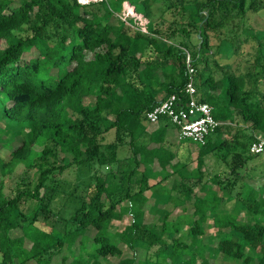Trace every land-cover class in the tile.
<instances>
[{
	"label": "trees",
	"instance_id": "16d2710c",
	"mask_svg": "<svg viewBox=\"0 0 264 264\" xmlns=\"http://www.w3.org/2000/svg\"><path fill=\"white\" fill-rule=\"evenodd\" d=\"M168 1L164 12L171 20L159 31L152 21L159 0H0L1 115L16 124L18 136L0 151V264H98L95 257L112 264H264V153L248 152L264 140V25L254 31L247 23L250 14L264 15V0ZM122 3L146 20L145 32L119 18ZM248 43L250 70L215 79L208 66L211 47L229 50L230 66ZM183 50L194 83L200 79L198 100L220 124L197 145L196 171L178 170L193 185L174 187L178 196L168 199L184 209L194 185L206 197L194 198L189 217L169 222L164 216L157 233L136 214L143 193L154 188L146 183L152 175L145 167L136 169L143 160L161 159V148L141 156L134 133L158 93L161 101L181 91ZM31 51L35 57L22 60ZM110 130L114 140L102 144ZM125 144L131 167L116 172L124 177L111 183L107 172ZM208 157L222 163L217 174L207 172ZM258 160L263 169L252 173L248 163ZM17 166L20 178L5 193L4 179ZM102 167L109 168L103 177ZM64 171L84 178L67 193ZM60 196L74 201L61 210L54 201ZM238 212L245 221L237 222ZM123 216L122 227L111 231ZM207 217L216 230L211 246L201 228ZM183 223L188 244L180 234L171 237ZM139 247L145 248L142 257ZM88 251L94 260L84 257ZM214 254L226 263H209Z\"/></svg>",
	"mask_w": 264,
	"mask_h": 264
},
{
	"label": "rangeland",
	"instance_id": "374dc122",
	"mask_svg": "<svg viewBox=\"0 0 264 264\" xmlns=\"http://www.w3.org/2000/svg\"><path fill=\"white\" fill-rule=\"evenodd\" d=\"M14 3L18 0H13ZM169 5V1L168 0H159V2L154 6V10H153V15H152V21H153V24H154V27L156 29H158L159 31H163L165 29V27L167 26V23L168 21L171 20V17L169 16V14L167 12H164L166 7ZM132 8L130 6H127L126 3H122L121 4V9H120V12L117 14L119 16V18L121 19H130L131 20V25L136 27V28H140L142 31L144 30V27H145V23H146V20L141 18L140 16H138L137 14L133 13L132 11H130ZM162 12V19L159 15V13ZM162 20V21H161ZM247 23L248 25H250L254 31H260L262 30L263 28V25H264V15H262L261 17H257V16H253V15H249V18L247 20ZM189 43H190V48H193V45H195V41H194V35L191 34L190 37H189ZM252 44L251 43H248L246 45H244L242 47V55L239 56L235 62H233L230 66H227V64L229 63V61H227L226 57H227V52H229V50L227 51H220L218 53V51H216L217 49L215 47H211L210 49V54H209V62H208V66L210 68V70L213 72V76L215 79H218V78H221L223 77L225 74L227 73H244L245 70L249 69L250 66V61H251V57H252ZM184 52V51H183ZM35 57V52L34 51H31L29 53H26V54H23L22 56V60H28V59H31V58H34ZM213 60H215V63H216V66L214 65L213 63ZM250 70V69H249ZM53 72V71H52ZM51 72V73H52ZM207 72H204V75H206ZM195 83L196 85L198 86L199 83H200V79L199 78H195ZM163 92H160L158 96H162ZM2 107V103L0 102V144L3 145L1 146V153L4 151V148H6V144H8L9 142L11 141H15L18 139V136L15 135V133L13 131L16 130L17 126L14 122L10 121L9 119H6L5 117H2L1 115V108ZM139 125V124H138ZM114 140V131L113 130H110L108 131L106 134L103 135L102 139H101V143L102 144H108L110 142H112ZM124 148L123 146L122 147H119L120 151L117 153L121 154L123 149ZM118 156V154H116V157ZM264 157V156H262ZM193 164H191V166L194 165V162H192ZM260 161H253V162H249L248 163V167H252L253 170H251L252 173H257L258 171H262V167L261 165H259ZM205 165L207 167V172H209V174L211 175L212 173H218L220 172L222 169H223V165L222 163L220 162V160L216 159V158H213V157H208L207 159H205ZM110 171L111 172H115V164H112L110 165ZM109 170V168H105V167H102L101 168V171L99 172V175L103 177V175L105 176L106 175V172ZM21 172H22V167L21 166H17L12 175L8 178H5L4 179V192L7 193L8 189L10 187L13 186L14 182L20 178V175H21ZM111 172H107V181L113 183V182H116L119 178L122 179L123 177H120L118 178V176L116 175V173L111 174ZM118 174V173H117ZM119 175V174H118ZM65 183H64V189H65V192H69L74 186L75 184H79L84 178H83V174H77V172H69V171H64L63 175H62ZM86 178V177H85ZM62 179V180H63ZM249 180V179H248ZM247 180V181H248ZM250 182V181H248ZM68 186V187H67ZM71 186V188H70ZM152 191H157V195H160V196H165L166 199L170 196V197H173L175 196L177 192H175L176 190L175 189H171V188H168L166 189L165 187H161V188H155L153 189ZM194 194L196 196H202L204 195L205 196V193L202 189H198L197 187L194 188ZM220 194V193H218ZM221 196V195H220ZM206 197V196H205ZM221 201L223 202L224 201V197L221 196ZM64 197L63 196H60V197H56L55 198V203H56V206L61 209V210H65L67 209L68 207H70V201H74L73 198H70V201L68 200H64L63 199ZM208 198V197H207ZM151 203V201H149ZM226 208L228 210H232L234 208V205L232 203H228L226 205ZM158 213V212H157ZM223 213V212H221ZM220 213V214H221ZM67 215H63V217H66ZM158 216H160V213L158 214ZM157 214H156V211L154 212H148V214H146L143 218V222H145L146 224H148L149 226H151V228L155 231V232H159V227H160V224H161V221L160 219H158L157 217ZM237 222H243L245 221V217L243 215L242 212H238L237 216ZM61 222V221H60ZM125 222V217L123 216L121 218V221L118 222V221H114L112 222V224L114 225L113 228H111V231H115V230H119L122 225L124 224ZM210 220H209V217H207L204 221L201 222V228L202 230H204L205 236H209L210 238V245L211 246V243L214 242L217 238L214 236L216 230L212 227V225L210 224ZM58 227L60 228L61 225H58ZM186 232H187V227L184 226L182 224V226L180 227L178 233H173L172 232V238H176L178 237V235L180 234L181 235V240L188 244L189 242V237L186 235ZM222 233H227V232H222ZM227 236V235H226ZM161 238L163 240H165V242L170 245V238L165 234L163 233V235H161ZM139 257H142L143 256V253H144V250L145 248L144 247H139ZM86 258H89L90 260H96L98 262V264H112L109 260H103L99 257H95L94 259L92 258V255H90V251L87 252L86 256H84ZM70 260V259H69ZM218 263V262H225L223 260V257L219 254H214V256H211L210 259H209V263ZM163 263V262H162ZM160 263V264H162ZM226 263V262H225ZM228 263V262H227ZM226 263V264H227ZM140 264H144V263H140ZM149 264H152V263H149ZM230 264V263H228Z\"/></svg>",
	"mask_w": 264,
	"mask_h": 264
},
{
	"label": "crops",
	"instance_id": "0c3cea01",
	"mask_svg": "<svg viewBox=\"0 0 264 264\" xmlns=\"http://www.w3.org/2000/svg\"><path fill=\"white\" fill-rule=\"evenodd\" d=\"M158 95L159 93L156 95L157 102H159V99L162 97ZM134 136L136 138V145H138L139 148H142V150L139 151L141 156H143V153L149 154L153 150H159V148H161V151H159L161 159L157 160V158L151 157V159L143 160L141 161L142 164L139 163L136 169V171L141 172L145 167L147 174L152 175L146 182L149 186L153 185V189L161 187L173 189L182 183H185L188 186L193 185L191 180L183 182L181 176L178 174V170L190 174H193L196 171L197 145L189 141L178 140L175 129L165 119H160L153 125H149L144 120H141ZM123 147L122 153H117L118 156L116 158L118 161L115 164V173L120 169L127 171L131 167V161L128 159V157H130L129 147L126 144L123 145ZM119 151L120 149H118V152ZM139 159H141L140 155L136 156V160L138 161ZM192 162H194L193 166H191V164H193ZM181 166H183V168H181ZM173 170H177V173H172ZM164 174L169 175L162 179ZM116 175L119 178L120 175L117 173ZM121 177H124V175H121ZM185 184L184 186H186ZM195 186L198 187L197 185H194L193 193L189 196V200L184 201V209H181L182 206L180 205L173 206L168 198L166 199L165 196L157 195V191H152L153 189L143 193L142 196L145 201L137 208L136 213H139L137 217L139 218L140 223L147 227H151L143 222V218L148 212L154 211H156L157 216L160 213V216L157 217L158 219L161 220L166 216V220L169 222H173L178 216H191V203L194 198L205 197L204 195L199 197L194 194ZM175 194L176 195L171 198L178 196V193ZM149 201H151V203ZM126 218H128V216H126ZM183 225L187 227L186 223H183ZM181 226L182 224L179 225V227Z\"/></svg>",
	"mask_w": 264,
	"mask_h": 264
},
{
	"label": "built area",
	"instance_id": "2783aa9c",
	"mask_svg": "<svg viewBox=\"0 0 264 264\" xmlns=\"http://www.w3.org/2000/svg\"><path fill=\"white\" fill-rule=\"evenodd\" d=\"M96 1L101 0H77L79 4ZM130 11L133 12L132 9ZM138 29L145 32V27L143 31ZM184 70L186 81L179 94H170L159 101L145 112L144 121L147 124H155L160 119H165L176 130L178 140L203 146L220 123L212 117L211 107L198 100L193 77L194 69L191 66L190 55L186 51H184ZM248 152L252 155L264 153V140L258 139L253 142L249 146Z\"/></svg>",
	"mask_w": 264,
	"mask_h": 264
},
{
	"label": "water",
	"instance_id": "95a60500",
	"mask_svg": "<svg viewBox=\"0 0 264 264\" xmlns=\"http://www.w3.org/2000/svg\"><path fill=\"white\" fill-rule=\"evenodd\" d=\"M198 37V36H197Z\"/></svg>",
	"mask_w": 264,
	"mask_h": 264
}]
</instances>
